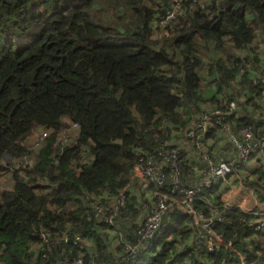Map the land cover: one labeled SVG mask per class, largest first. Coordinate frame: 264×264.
Here are the masks:
<instances>
[{
  "label": "trees",
  "instance_id": "16d2710c",
  "mask_svg": "<svg viewBox=\"0 0 264 264\" xmlns=\"http://www.w3.org/2000/svg\"><path fill=\"white\" fill-rule=\"evenodd\" d=\"M171 1L0 0V264H264V233L247 224L264 212V56L256 47V38L264 45V0H182L180 16L161 29ZM202 115L212 120L204 131ZM63 120L76 125L68 144L57 140L69 128ZM187 131L200 134L198 146L187 144ZM33 133L46 136L34 146L26 142ZM230 135L254 145L243 184L260 210L221 204L218 181L201 191L206 204L193 203L222 217L216 231L230 248L207 252L190 217L173 209L131 257L125 246L155 204L156 185L135 174L138 160L158 164L170 182L156 152L174 149L186 187L187 162H213L216 137L232 148L225 161L237 156Z\"/></svg>",
  "mask_w": 264,
  "mask_h": 264
},
{
  "label": "built area",
  "instance_id": "2783aa9c",
  "mask_svg": "<svg viewBox=\"0 0 264 264\" xmlns=\"http://www.w3.org/2000/svg\"><path fill=\"white\" fill-rule=\"evenodd\" d=\"M182 3V0H172L170 10L164 13L163 17L156 23L157 26L164 29L167 25L171 24L176 17L180 16L182 12ZM230 108L233 109V105H230ZM213 113L215 116L218 115L217 112ZM211 122L212 120L208 115H202L196 127L199 130L204 131L206 126ZM70 129L72 131L75 130L76 125L70 124ZM221 130L225 131L226 127L222 126ZM199 135L200 134H197L194 131H187L184 138L187 144H190L191 142L193 145L198 146L197 139ZM238 135L246 141L250 138L251 133L248 129H243L238 131ZM45 136V133H41L37 136L33 145L36 146L35 144L44 139ZM229 142L237 150V156L228 161L215 164L211 161H207L197 180L186 187L179 185V169L177 165L176 151L174 149H162L156 152V155L161 159L163 164H167L171 172L169 175L170 182H165V175L161 172L158 164H153L150 159H147L145 161L146 166L142 168V160H138V163L135 166V174H137L143 182L156 185V189L153 192V195L155 196V204L144 223L137 229L135 233V243L131 245L127 244L125 246V250L131 257L139 248L141 241L151 239L159 233L161 218L167 211L173 209L177 210L178 213L182 215L190 217L192 226L196 230L197 237L202 238L207 252L212 253L220 248H230V243L224 241L223 236L216 231V227L222 222V217L213 209H210L208 213H203L202 211H197L193 208V203L197 198H201L205 204L207 203L206 199L200 196L201 191L211 187L215 181H224L228 175L235 174L238 170L239 162L241 160H248L249 154L254 148V145L250 143L242 145V142L239 143L232 135L229 136ZM263 145L264 141H261L258 148L259 155L261 156ZM27 163L28 161L26 159H22L19 162L21 167H24ZM122 201V196H119L118 200L115 202L121 205ZM91 207L96 218H101L104 221L109 222L105 217L104 208L97 204H93ZM246 212H249V210ZM252 216L253 219L247 222L248 226L254 229L255 232L260 231L264 233V212L252 213ZM75 240L79 241V238L76 237ZM239 262L240 264H246L245 259L242 257H239ZM74 263L82 264L80 259H77Z\"/></svg>",
  "mask_w": 264,
  "mask_h": 264
},
{
  "label": "crops",
  "instance_id": "0c3cea01",
  "mask_svg": "<svg viewBox=\"0 0 264 264\" xmlns=\"http://www.w3.org/2000/svg\"><path fill=\"white\" fill-rule=\"evenodd\" d=\"M175 140L173 145L177 143H183L182 149H187L188 157L194 155V152L190 147H183L185 145L184 141ZM212 148L213 153V162H222L227 160L233 155V151L230 145H228L226 138L216 137L214 141L210 142L209 145ZM214 163V164H215ZM187 165L192 168L191 171V182L194 183L200 175V172L203 169V163L199 159L192 158V161L187 162ZM255 166L253 158L246 160L242 166H240L237 172L231 176H228L224 179L223 183L218 186V197L220 203L230 207H238L243 211H248L251 209L260 210V205L255 201L254 194L252 190L248 191L247 186L243 184L245 178L250 177V172L254 169ZM219 189H222L219 193ZM259 212V211H258Z\"/></svg>",
  "mask_w": 264,
  "mask_h": 264
},
{
  "label": "rangeland",
  "instance_id": "374dc122",
  "mask_svg": "<svg viewBox=\"0 0 264 264\" xmlns=\"http://www.w3.org/2000/svg\"><path fill=\"white\" fill-rule=\"evenodd\" d=\"M247 18L249 19L250 16L248 15ZM256 42H257L256 47H258V49H259V53L263 54V56H264V45H262V43L259 42V40H258L257 38H256ZM83 58H84V57H82V59H83ZM85 69H86L85 66H79V70H78V71L83 72V71H85ZM85 74H86V76H88V73H85ZM82 78H83V77H82ZM82 78H81V79H78V78L72 77V80L77 81V82H82V81H83ZM63 124H64V126L69 127V128H65L64 131L60 132V133L58 134V136H57V140H58L59 142H61V143L68 144V143H71V142H72V139H73V137H74V133H73L72 130L70 129V124H69V122L63 120ZM36 138H37V134H34V133H33V134H32V137H31L28 141H26V142L29 143V144H31L32 141H35V140H36ZM62 141H64V142H62ZM32 143H33V142H32ZM5 161H6V163L8 164L10 160H9L8 158H5ZM230 176H231V175H230ZM218 182H219V184L223 183V181H218ZM244 184H245V183H244ZM221 191H222V189H219V193H221ZM225 206H226V205H225ZM234 207H235V206H234ZM258 264H259V263H258Z\"/></svg>",
  "mask_w": 264,
  "mask_h": 264
}]
</instances>
